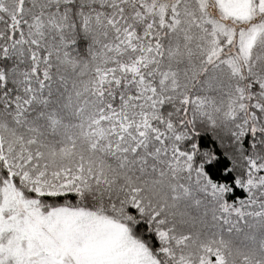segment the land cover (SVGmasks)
I'll list each match as a JSON object with an SVG mask.
<instances>
[{"label":"snow or ice","instance_id":"1","mask_svg":"<svg viewBox=\"0 0 264 264\" xmlns=\"http://www.w3.org/2000/svg\"><path fill=\"white\" fill-rule=\"evenodd\" d=\"M0 264H264V0H0Z\"/></svg>","mask_w":264,"mask_h":264}]
</instances>
